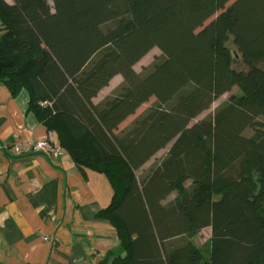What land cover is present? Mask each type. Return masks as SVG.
<instances>
[{
    "label": "trees",
    "instance_id": "obj_1",
    "mask_svg": "<svg viewBox=\"0 0 264 264\" xmlns=\"http://www.w3.org/2000/svg\"><path fill=\"white\" fill-rule=\"evenodd\" d=\"M230 1L0 0V83L25 89L74 164L108 180L97 216L124 252L113 264H264V0ZM154 47L161 59L136 72ZM206 227L202 249L191 238Z\"/></svg>",
    "mask_w": 264,
    "mask_h": 264
},
{
    "label": "crops",
    "instance_id": "obj_2",
    "mask_svg": "<svg viewBox=\"0 0 264 264\" xmlns=\"http://www.w3.org/2000/svg\"><path fill=\"white\" fill-rule=\"evenodd\" d=\"M115 80L123 82L116 75L108 86ZM28 101L25 89L12 94L0 83V264H113L124 252L114 228L97 216L111 199L108 180L82 172L65 151L17 155L9 149L49 137L56 142Z\"/></svg>",
    "mask_w": 264,
    "mask_h": 264
},
{
    "label": "rangeland",
    "instance_id": "obj_3",
    "mask_svg": "<svg viewBox=\"0 0 264 264\" xmlns=\"http://www.w3.org/2000/svg\"><path fill=\"white\" fill-rule=\"evenodd\" d=\"M8 2H11V0H6ZM233 1V0H232ZM232 1H230L229 3H231ZM50 2V1H49ZM51 4V2H50ZM211 19H209L208 21H210ZM207 21V22H208ZM206 22V23H207ZM227 45L229 47L230 50H235L234 46L232 44L231 38L229 39V41L227 42ZM162 57V53L161 51L154 47L151 50H149L137 63L134 64L133 68L135 69L136 72L138 73H144L146 71V69H149L151 67V65L154 63V61L161 59ZM233 66L235 68L238 69H246V67L241 63V60L239 59V57H235L234 59V63ZM120 78V77H119ZM110 82V81H109ZM122 81H113L110 83V85L104 89V91L102 92L101 96H105L107 94V96H109L111 93H113V91L120 86ZM109 84V83H108ZM106 87V86H105ZM238 93V89L236 87H233L229 92L219 96L215 101H213V103L210 105V107L206 110H204L203 112H201L195 119H193L191 121V123H194L198 120H201L203 118L209 117L211 115H213L215 109L221 105L222 103L226 102L229 97L233 94H237ZM106 96V97H107ZM156 101L154 97H151L147 102L141 104L137 110L135 111V113L131 116H129L128 118L125 119V121L119 126V129H123L124 127H126L128 124H130L137 116H139L140 114H142L145 110H147L149 107L155 105ZM253 133V130L251 128L247 129L245 131L246 135H251ZM169 145L161 150H159L149 161H147L140 169H138L136 171V174L138 177H141L144 172L151 166H153L156 162H158L167 152ZM191 182L187 181L186 182V187L189 186ZM176 196V193H172L167 200H170L172 198H174ZM211 235V230L209 227L203 228L198 234H196L195 236H193L191 239V241L198 246L199 248L205 249L206 247V242H208L209 238Z\"/></svg>",
    "mask_w": 264,
    "mask_h": 264
},
{
    "label": "built area",
    "instance_id": "obj_4",
    "mask_svg": "<svg viewBox=\"0 0 264 264\" xmlns=\"http://www.w3.org/2000/svg\"><path fill=\"white\" fill-rule=\"evenodd\" d=\"M9 149L17 155L22 153H45L51 156H58L63 151L61 146L52 137L31 141L26 144L13 143ZM44 240L47 241L48 239L44 238Z\"/></svg>",
    "mask_w": 264,
    "mask_h": 264
}]
</instances>
